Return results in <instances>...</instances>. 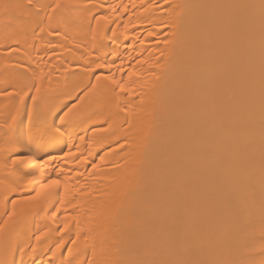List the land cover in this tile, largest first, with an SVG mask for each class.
I'll list each match as a JSON object with an SVG mask.
<instances>
[{"label":"bare ground","instance_id":"bare-ground-1","mask_svg":"<svg viewBox=\"0 0 264 264\" xmlns=\"http://www.w3.org/2000/svg\"><path fill=\"white\" fill-rule=\"evenodd\" d=\"M5 2L23 5L27 0ZM49 2L33 0L37 8ZM108 2L121 3V6L128 3L131 7V0ZM169 2L221 3L229 0ZM151 3L153 0H145L146 7ZM155 3L158 8L147 12L132 9L141 16L140 20H131L134 31L129 30L125 35L122 25L118 30L120 41L135 44L136 51L148 49L155 53L143 67L137 66L142 57L135 56V52L132 53L135 59L127 63L129 52L125 51V43L119 42L118 48H113L111 28L106 36L102 30L93 41L87 33L86 16L78 27L62 28L68 32L67 40L63 36L56 39L47 31L37 36L35 43L40 49L37 52L32 47L33 31L39 33L40 28L47 27L48 20L43 11L29 15L27 9L13 7L7 13L0 12V65L9 68L6 73L0 66V89L9 84L19 86L30 79L11 71L15 63L28 62L30 57L37 60L43 57V71L48 74L44 77L46 87L63 91L73 85H82L89 77L84 74L78 57H97L94 63L111 62L113 51L126 61L124 76L128 86L133 88L131 93L108 98L90 121L69 128L70 133L81 134L87 128L88 140L80 142L79 137L76 138L79 147L73 148L77 153L75 159L59 163L53 160L47 165L51 178L61 180V193L65 192V183L68 185L65 204L56 223H51V211H55L59 196L55 201H49L51 211L45 213L42 210L15 234L7 258L15 259L17 264L21 259L18 248L27 241L28 234L37 228L43 231L45 226L55 231L49 232L36 258L43 257L49 248H55L62 240L66 247L57 251V264L63 258L61 253L67 256L69 248L73 249V264H88L93 249L91 243L84 246L86 236L96 238L97 260L109 256V243L114 238L134 239L147 252V255L138 256L134 248L122 245L120 256L124 259L186 260L194 264L238 260L245 230L259 229L262 183L258 24L249 56L243 53L239 44L219 32L211 33L213 44L210 47L206 26L189 23L191 17L220 14L218 10H187L176 37L175 54L170 59L166 56L160 60L161 69H153L150 65L160 53L169 51L171 46L165 47V38L173 39L175 28L172 26L176 24L175 14H168V9L163 7L165 0H155ZM92 11L100 15L110 14L99 9ZM58 23L54 20L52 26L55 28ZM101 24L103 26L104 22ZM149 31L155 32L154 37H148ZM15 40L20 41L27 54L22 51L5 60L3 45ZM83 45H87V49L82 53L77 48ZM93 48L94 52L91 51ZM94 63L90 66L94 67ZM115 63L119 65L120 60ZM154 71L157 74L162 72L163 78L149 80ZM132 73H140V76ZM119 75L117 72L118 78ZM8 103V100L0 99V106ZM27 104L30 106L31 101L28 100ZM26 123L25 110L17 121L18 137L22 136ZM89 124L95 125V135ZM61 149L68 150L64 141H58L51 148L25 143L20 150L25 156L48 160L45 152L59 157L62 156ZM80 153L87 157V161L81 162ZM23 167L27 169V166ZM52 169H61L67 176L58 177ZM33 176L39 181V169L22 175L18 183H27ZM125 187L124 204L110 224L109 240H103L104 229L120 205ZM4 207L3 190L0 189V214L4 213ZM73 217L75 219H66ZM66 222L69 228L60 234L59 227ZM77 233L81 235L78 243L73 245ZM3 258L0 254V259ZM31 259L24 257L26 264Z\"/></svg>","mask_w":264,"mask_h":264},{"label":"snow or ice","instance_id":"snow-or-ice-1","mask_svg":"<svg viewBox=\"0 0 264 264\" xmlns=\"http://www.w3.org/2000/svg\"><path fill=\"white\" fill-rule=\"evenodd\" d=\"M23 7L28 10L31 15L35 12L37 15L43 11L47 17L48 24L46 28H40V32L33 31V48L39 52V47L35 43V38L43 35L45 31L56 39L64 37L67 40L68 32L63 29H69L73 26L78 27L79 22L86 16L87 33L91 35L92 40L103 34L107 35V30L112 29L113 35L110 38V43L116 49L119 42L125 43V51L129 52L127 63H131L135 56L142 57L137 61V66L143 67L148 64L154 52L148 49L136 51L135 44H127V41H120L118 30L121 25L124 29V34L127 35L129 30H135V26L131 24L132 19L140 20L136 12L132 9H140L147 12L158 8V5L153 0V3L147 5L145 0H131V7L128 3H109L108 0H97L93 3L92 0L86 2H77V0H50L42 8H37L33 0H27L23 5H13L6 3L5 0H0V12L7 13L10 8ZM164 8L168 9V14H175L176 24L172 27L175 31L172 33L173 39L170 41L165 38V47L169 48L167 53L161 52L150 67L153 69H161L160 60H164L167 56L169 59L176 52L178 40L176 37L179 34L181 24L184 20L185 12L192 9H210L218 10L220 14L191 17L189 23H200L206 26L209 39L207 43L211 47L213 41L211 33L219 32L228 38L233 43L239 44L244 54L251 55V44L254 40L257 24L259 27L260 41V118H261V223L259 229H246L243 236V241L240 247L241 258L238 260H219L195 262V264H264V0H229V2L221 3H171L165 0ZM99 9L102 12L110 13L109 15H100L92 11ZM128 19H124V17ZM146 19V16L143 17ZM58 21V26L53 27L52 22ZM104 22L103 26L101 22ZM115 25V27H112ZM151 27V24H149ZM161 27H164L162 24ZM148 37H154L155 32L149 31ZM140 44L143 46L144 41ZM6 52L3 54L5 60L11 56L20 54L22 51L27 54L26 50L22 49L19 40H15L12 44L3 45ZM159 47V45H156ZM87 49V45L78 47L77 50L82 53ZM51 50V49H49ZM91 51H95L93 48ZM135 52V56L132 53ZM147 52V55L145 53ZM113 60L111 62L94 63L97 57L81 55L78 60L82 61L83 72L89 77L87 83L82 85H73L66 90H53L44 85V77L48 75L44 73L41 61L35 58H29L28 62L20 61L13 65L11 71L23 76H28L30 79L20 84H9L7 87L0 89V99L8 100L10 103L0 106L3 115L0 116V189L3 190L4 196V213L0 214V254L3 259H0V264H17L15 259H8L9 248L13 245V237L33 216H38L43 210L45 213L51 211L49 201H55L59 196V203L55 204V211H51V223H56L59 219L58 213L65 204V194L67 191V183H65V192H60L61 180L59 178H51L50 170L47 165L55 160L59 163L61 160L75 159L77 153L73 151L74 147H79L76 143V138L79 137L80 142L88 140L87 128L84 133H70L69 128L76 124L86 123L96 116L101 107L104 106L108 98L122 93H131L133 88L128 86V80L124 76L125 60L120 57L116 51L112 52ZM116 60H120L117 65ZM94 63V67H91ZM5 72H9L6 65ZM117 72L120 73L119 78ZM137 77L140 73H132ZM95 77V79H91ZM154 79L159 81L163 78V73L157 74L155 71L149 76V80ZM143 87L144 85H139ZM143 93L141 98L143 101ZM58 97H63L59 99ZM31 101L28 106L27 101ZM14 102V103H13ZM26 110L27 123L22 136L16 135L17 121L21 116V112ZM107 123V120L104 121ZM93 134H96L95 125L89 124ZM58 141H64L67 146V151H62V156L53 157L49 152L44 155L49 156L48 160H43L38 156H25L20 150L22 145H39L41 147H49L55 145ZM71 141V142H69ZM81 162L87 161V157L80 153ZM103 159V157H101ZM23 166H27V169ZM96 167L95 164L92 165ZM39 169V181L36 178L30 177L27 183H18V179L22 175H27L29 172L34 173ZM56 171L57 176H67V173L61 169H52ZM79 175V174H77ZM70 178V177H69ZM46 181V182H45ZM125 181V185H127ZM251 194V186H249ZM127 195V188L121 193V203L118 205L113 216L110 218L109 224L105 227L102 234L103 240H109V228L111 222L115 220L119 213V208L124 204V198ZM10 202V207H9ZM66 219H75L66 218ZM69 228V223H64L63 227H59V233L63 234ZM55 231L49 226L41 231L37 228L27 236V241L22 247L18 248L21 259L18 264H26L24 257H32L27 264H57V251L61 247H66L61 240L55 248H49L43 257L36 258L37 252L41 244L47 239L49 232ZM81 234L77 233V239L73 240V245H76ZM95 236L85 237L83 244L88 246L91 243L93 249V257L88 259V264H194V262L186 260H149V259H124L120 256L121 246L134 248L136 254L147 255L145 250H142L134 239L122 240L114 238L109 243V256L104 259L97 260L95 248ZM62 259L59 264H73V249H68L67 256L61 253Z\"/></svg>","mask_w":264,"mask_h":264}]
</instances>
